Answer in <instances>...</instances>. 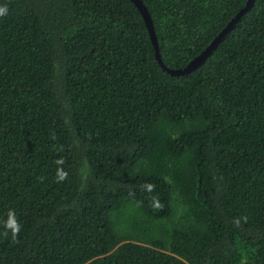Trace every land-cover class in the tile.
Instances as JSON below:
<instances>
[{"label": "trees", "instance_id": "trees-1", "mask_svg": "<svg viewBox=\"0 0 264 264\" xmlns=\"http://www.w3.org/2000/svg\"><path fill=\"white\" fill-rule=\"evenodd\" d=\"M0 5V264H264V0Z\"/></svg>", "mask_w": 264, "mask_h": 264}, {"label": "water", "instance_id": "water-1", "mask_svg": "<svg viewBox=\"0 0 264 264\" xmlns=\"http://www.w3.org/2000/svg\"><path fill=\"white\" fill-rule=\"evenodd\" d=\"M137 9L139 10L141 16L143 17L146 28L148 30L150 39L155 48V58L157 62L161 65V67L166 70L169 74L173 76L184 75L196 69L207 56L212 52L214 48H216L217 44L220 42L222 36L234 25V23L239 19L240 15L243 14L246 10H248L254 3V0H247L245 6L235 15L233 19L223 28V30L206 46V48L201 51L197 56L191 59L184 68H169L165 66L160 57V52L157 46V39L154 32L153 23L151 20V16L145 4L141 0H131Z\"/></svg>", "mask_w": 264, "mask_h": 264}, {"label": "clouds", "instance_id": "clouds-1", "mask_svg": "<svg viewBox=\"0 0 264 264\" xmlns=\"http://www.w3.org/2000/svg\"><path fill=\"white\" fill-rule=\"evenodd\" d=\"M8 15V8L6 5H0V18L6 17ZM62 150V149H61ZM57 164L55 179L57 183H62L68 178V172L64 169L63 165L65 161L62 157H58L55 161ZM142 190L148 192L155 191V185L148 183L143 186ZM150 203L154 207H162L159 204V198L156 196L150 197ZM241 221L247 222V217L234 218L233 223L235 226L239 227ZM22 229V224L20 223L16 212L14 209H9L4 218L0 219V237H3L5 240H10L11 243L15 244L19 242L20 232Z\"/></svg>", "mask_w": 264, "mask_h": 264}]
</instances>
